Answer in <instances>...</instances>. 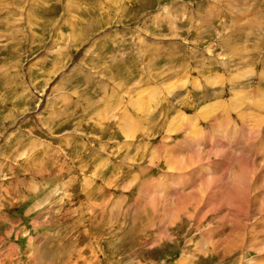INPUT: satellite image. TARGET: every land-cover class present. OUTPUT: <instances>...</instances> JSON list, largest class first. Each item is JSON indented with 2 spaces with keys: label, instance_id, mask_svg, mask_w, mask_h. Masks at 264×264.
Wrapping results in <instances>:
<instances>
[{
  "label": "rangeland",
  "instance_id": "374dc122",
  "mask_svg": "<svg viewBox=\"0 0 264 264\" xmlns=\"http://www.w3.org/2000/svg\"><path fill=\"white\" fill-rule=\"evenodd\" d=\"M260 92L264 0H0V264H264Z\"/></svg>",
  "mask_w": 264,
  "mask_h": 264
},
{
  "label": "bare ground",
  "instance_id": "6f19581e",
  "mask_svg": "<svg viewBox=\"0 0 264 264\" xmlns=\"http://www.w3.org/2000/svg\"><path fill=\"white\" fill-rule=\"evenodd\" d=\"M92 31V30H91ZM75 39V38H74ZM76 43V42H75ZM95 44V43H94ZM80 45V44H79ZM78 45V46H79ZM76 46H77V44H76ZM61 52V51H60ZM58 53V52H57ZM60 54V53H59ZM169 79V78H168ZM166 80V79H165ZM170 80V79H169ZM157 81V80H156ZM213 83V82H212ZM212 83H210V85H212ZM214 85V84H213ZM120 87V86H119ZM197 87V86H196ZM233 89H231L233 92H236L235 90H236V88L238 87V85L237 84H233ZM197 89V88H196ZM148 90V89H147ZM166 91H167V99H168V97L169 96H171V94H172V89H171V86H170V84L169 85H167V87H166ZM237 94V93H236ZM236 96V95H235ZM243 96H247L246 95V93L245 94H243ZM258 96H259V100L257 101V102H261V103H263V105H261L260 106V108H263L264 107V92H260L259 94H258ZM157 97H153V98H150L147 102H145V103H142L141 104V102H139L141 99H137V100H135V101H133L132 102V104L131 105H133V107L136 109V110H138V111H140V112H142L143 114H144V116L146 115V117H150L151 118V122H150V125H149V128H150V130H151V132L153 131V129H154V127L156 128V127H158V122H156L155 121V119L154 120H152V118L153 117H151L152 115H153V113L155 112V109L157 108V106L155 105V103H154V100L156 99ZM239 99H241V98H239ZM167 101V100H166ZM212 106H214V104H209V105H207V106H205L204 108H202V111H201V114H203L202 115V117L203 118H208V117H211L212 116V114H214V112L216 111H213L212 110ZM169 108H170V110H172L173 108L171 107V105L170 106H168L167 107V110H169ZM166 110V109H165ZM170 112V111H169ZM150 113H152L151 115H150ZM127 115H126V120H125V122H124V125L123 124H121V126L119 125V131H120V133L123 135V137L125 138V139H127L126 141L128 142H130V141H133V139H134V136H135V132H134V125L136 124V120H134L133 119V117L131 116V113H126ZM150 115V116H149ZM200 115V114H199ZM205 115V116H204ZM154 116V115H153ZM164 117V116H163ZM168 117V115H166V118ZM168 120V119H167ZM184 123H187L188 124V122H193L194 121V119H191V118H187V117H184V118H182L181 119ZM129 121V122H128ZM130 121H131V123H132V125H130ZM136 121V122H135ZM149 121H150V119H149ZM156 123H155V122ZM158 121V120H157ZM173 121H176L175 119H171V121H169V123L171 124H173L174 122ZM140 123H141V121H140ZM153 123V124H152ZM155 123V124H154ZM141 125V124H140ZM163 125V123H161V126ZM126 126H127V128H126ZM164 126V125H163ZM141 128H143V126L142 127H140V129ZM147 129H148V127H146ZM155 130V129H154ZM141 131V130H140ZM136 138H137V136H136ZM180 163H181V161H180ZM169 167L171 166V162L169 163V165H168ZM248 179H244L243 177H241V176H239L238 177V179H235V178H230V183L227 185L226 184V186L225 187H227V189H228V192L230 193V192H233V193H238V190L241 188V187H243V186H245V185H250V181H247ZM245 183V184H244ZM220 191V190H219ZM211 198V197H210ZM210 198H208V199H205V200H203V199H200V204L203 202V205L205 204V203H207L206 202V200H209Z\"/></svg>",
  "mask_w": 264,
  "mask_h": 264
}]
</instances>
